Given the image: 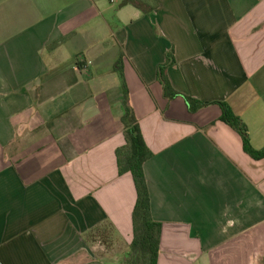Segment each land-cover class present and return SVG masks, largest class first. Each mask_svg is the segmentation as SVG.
<instances>
[{
	"label": "crops",
	"instance_id": "1",
	"mask_svg": "<svg viewBox=\"0 0 264 264\" xmlns=\"http://www.w3.org/2000/svg\"><path fill=\"white\" fill-rule=\"evenodd\" d=\"M0 0V264H122L137 191L120 175L123 70L153 157L158 264H264V0ZM173 48L175 91L159 67Z\"/></svg>",
	"mask_w": 264,
	"mask_h": 264
},
{
	"label": "trees",
	"instance_id": "2",
	"mask_svg": "<svg viewBox=\"0 0 264 264\" xmlns=\"http://www.w3.org/2000/svg\"><path fill=\"white\" fill-rule=\"evenodd\" d=\"M133 6L144 15L151 16L159 8L158 0H123L120 7ZM124 53L120 54L117 62L123 85L122 103L124 116L122 118L125 144L116 150L119 174H131L137 191V202L133 211L134 239L129 246L127 257L122 264H158L162 236V224L152 216L151 197L144 172L145 163L153 157L143 138L139 120L131 106L130 92L123 70ZM173 48L167 54V61L159 67V81L164 87V95L170 101L176 98L185 100L189 111L196 113L207 105L196 99L183 95L172 86L168 77V69L174 64ZM222 110L221 120L238 132L243 139L244 150L254 159L264 158V150H255L250 142L248 129L243 121L234 114L227 103H216Z\"/></svg>",
	"mask_w": 264,
	"mask_h": 264
}]
</instances>
